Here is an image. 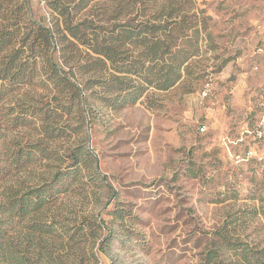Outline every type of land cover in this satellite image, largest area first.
I'll return each instance as SVG.
<instances>
[{"label": "rangeland", "instance_id": "obj_1", "mask_svg": "<svg viewBox=\"0 0 264 264\" xmlns=\"http://www.w3.org/2000/svg\"><path fill=\"white\" fill-rule=\"evenodd\" d=\"M32 1L35 19L49 17L46 0ZM108 1L92 0L85 16H102ZM196 4L211 18L194 73L122 107L95 105L83 124L73 111L75 129L56 149L81 145L92 167L45 208V231L30 220L8 236L35 264H201L224 226L264 252V0ZM8 90L0 143L13 149L32 130L9 127L8 108L39 89ZM52 164L37 158L13 169L0 178V200L10 185L41 181Z\"/></svg>", "mask_w": 264, "mask_h": 264}, {"label": "trees", "instance_id": "obj_2", "mask_svg": "<svg viewBox=\"0 0 264 264\" xmlns=\"http://www.w3.org/2000/svg\"><path fill=\"white\" fill-rule=\"evenodd\" d=\"M13 1L0 0V102L17 86L39 91L28 90L22 103L8 108V126L32 134L13 149L0 143V178L37 158L57 164L39 182L19 181L6 189L0 200V264H35L8 236L30 220L31 228L43 231L47 223L38 219L45 208L92 167V153L81 145L64 155L56 149L58 138L75 129L73 111L83 124L95 105L122 107L146 90L175 86L194 73L201 32L211 17L196 0H109L98 18L84 14L92 0H46L49 17L35 19L32 0ZM262 256L263 250L249 248L224 226L209 238L201 264H264Z\"/></svg>", "mask_w": 264, "mask_h": 264}]
</instances>
